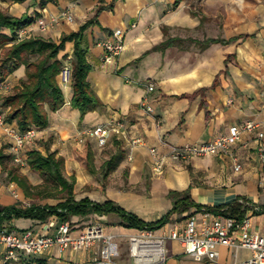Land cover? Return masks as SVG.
I'll return each mask as SVG.
<instances>
[{"label": "crops", "instance_id": "0c3cea01", "mask_svg": "<svg viewBox=\"0 0 264 264\" xmlns=\"http://www.w3.org/2000/svg\"><path fill=\"white\" fill-rule=\"evenodd\" d=\"M205 3L208 8L201 12L192 9L186 0H56L43 7L39 0H0V10L15 18H49L71 8L73 22L61 18L60 23L45 33L38 30L37 24L27 27L30 36L57 43L88 20L95 22L81 39L92 65L88 80L105 108L90 111L82 119L80 110L71 105L72 82L62 87L64 105L56 111L48 109L49 124L39 128L42 152L46 150L44 144L51 146L53 151L68 158L69 167V158L76 160L84 151L86 142L79 138L85 128L120 117L127 125L129 136L143 140L133 146L127 137L113 136L106 147L100 148L94 139L88 138L96 165L103 166L111 157L123 155L118 170L128 174V184L132 187L99 188L100 180L87 170L82 176L77 173L76 186L82 189L92 184L94 188L80 191L76 199L88 196L95 201L118 202L116 196L125 195L124 199L133 201L127 208L151 222L173 207L175 198L170 192L189 191L193 200L204 206L241 203L250 217L251 231L264 236V213L256 214L264 207V160L259 156L255 133L244 132L234 148L242 164L239 171L235 170L230 155L220 154L192 158L185 163L169 160L162 175L152 172L151 147L167 152L170 145L210 140L228 132L231 126L248 121L260 122L264 131V1L247 10L249 22L243 24H239L237 13H233L238 11L239 0H205ZM225 9L229 15L223 17ZM258 14L261 18L257 22ZM249 27L255 29L249 32ZM118 28L125 31V50L116 64H105L101 43ZM0 32L8 36L12 33L7 27H0ZM207 39L227 42L211 41L205 45ZM74 46V41H67L65 49L60 51L58 59L63 65L73 61ZM26 78L27 66L21 65L7 80L15 87ZM57 80L60 83L59 75ZM150 83L155 85L152 91L148 90ZM144 100L153 107V112L141 108ZM8 124L18 127L16 121ZM1 138L9 143L13 141L2 124ZM129 154L133 155L132 160ZM201 211L193 207L188 213ZM99 219L124 245L123 235L137 229L120 225L121 218L115 213L74 215L70 220L85 224ZM10 225L18 229L39 228L42 222L18 218ZM5 255L6 247L0 243V264H34L35 261L82 264L92 251L62 254L54 247L39 258L9 263ZM250 256L248 249L221 246L215 260L192 264H247ZM186 257L190 256L179 246L177 251H171L167 264H189Z\"/></svg>", "mask_w": 264, "mask_h": 264}, {"label": "built area", "instance_id": "2783aa9c", "mask_svg": "<svg viewBox=\"0 0 264 264\" xmlns=\"http://www.w3.org/2000/svg\"><path fill=\"white\" fill-rule=\"evenodd\" d=\"M61 18L68 22L74 21L71 8L63 10L60 16H41L37 19L40 32H48ZM104 49V63L116 64L119 56L125 50V31L115 29L102 43ZM73 68L67 62L60 74L62 87L72 82ZM2 89H10L12 85L5 82ZM155 89L150 83L148 90ZM141 108L153 112V107L144 100ZM0 124L6 126L8 134L13 138L11 151L14 158L24 163L21 152L35 147L39 140V128L30 126L25 130L12 126L0 114ZM263 124L248 121L243 125H233L229 131L213 139L189 143L184 145H170L167 152H160L151 147L152 172L162 175L169 160L188 162L192 158L208 155L228 154L234 160L236 171L241 170L242 164L234 148L241 140L244 132L256 134L259 156L264 160V131ZM80 140L86 142L88 138L96 141L100 148L108 145L113 136L128 138L133 146L140 145V137L129 136L125 121L120 117L107 123H99L85 128L80 133ZM128 158L133 159L129 154ZM106 224L101 220L79 224L78 221H61L54 215L42 222L39 228L18 229L10 224L0 227V243L6 247V263L19 261L24 258H39L46 251L58 247L60 253L78 251H92L89 259L82 264H167L171 251L168 242L178 243L184 254L196 261L215 260L219 255V248L226 246L237 250L239 248L251 251L247 264H264V236L251 231L249 216L237 218L218 214L209 210L188 213L182 220L170 221L157 228L145 227L135 232L123 235L126 245L118 239V235L106 230ZM34 264H41L35 261Z\"/></svg>", "mask_w": 264, "mask_h": 264}, {"label": "trees", "instance_id": "16d2710c", "mask_svg": "<svg viewBox=\"0 0 264 264\" xmlns=\"http://www.w3.org/2000/svg\"><path fill=\"white\" fill-rule=\"evenodd\" d=\"M20 1V0H16ZM43 7L48 2L56 0H39ZM33 21L32 17L15 18L0 11V27H7L12 35L8 36L0 32V50L9 46L8 54L0 63V84L7 77L17 70L21 65L27 66V78L22 79L20 85L15 86L14 93L3 96V105L10 106L11 109L5 121L11 123L16 121L18 127L22 130L30 126L45 128L49 124L48 109L58 110L65 103V96L61 84L57 77L60 74L63 63L58 59L60 51L64 50L67 41H74V59L72 86L74 95L71 105L81 112V118L95 110L105 108L104 102L97 95L88 80V74L92 65L87 59V49L82 45V35L84 31L95 22L90 19L76 32H71L62 36L59 43L38 36L16 41V33L19 29L25 28ZM211 41L226 40L207 39V45ZM38 55L42 57L36 64L28 61L26 56ZM31 65H36L35 70H31ZM46 106H48L46 108ZM27 163L32 169L39 172L59 192L66 193L56 204L31 203L23 205L21 203L0 204V227L4 224H10L11 221L18 218H31L44 222L50 217L56 215L61 221L70 220L74 215L87 216L90 214L107 215L115 213L121 218L120 225L127 228H157L167 222L172 221V216L178 212H185L193 207L197 210H209L218 214L244 218L246 210L242 204L235 202L227 207L204 206L193 200L189 191H172L170 194L175 198L173 207L156 221H146L138 214L126 210L117 201L107 199L103 202L95 201L90 197L76 199V176L66 174V158L58 153L51 151L44 153L36 147L27 150ZM87 159V166L91 172H95L94 154L91 144L85 143L84 151L80 152ZM13 157L12 154H6L0 149V164L6 167L5 159ZM123 159L122 154L111 157L105 162L103 168L108 173L115 170ZM12 180L15 181L24 191L26 197H35L37 185L30 182L28 177L11 169ZM264 213V207L256 214Z\"/></svg>", "mask_w": 264, "mask_h": 264}, {"label": "rangeland", "instance_id": "374dc122", "mask_svg": "<svg viewBox=\"0 0 264 264\" xmlns=\"http://www.w3.org/2000/svg\"><path fill=\"white\" fill-rule=\"evenodd\" d=\"M181 1H183V0H181ZM186 1H188L190 3L192 9H197V10H200L201 12L204 8H208V6L205 5L206 4L205 0H186ZM263 1L264 0H239L238 11L233 10V13H237V15H238L239 24L249 22V18L247 17V10L252 9L254 6H256L257 3H260ZM211 7H212V12H213L214 6H211ZM228 15H229L228 9H225L223 17L228 16ZM257 16L258 17L256 19L258 22V19L261 18V15L258 14ZM38 18L39 17H32L33 21L30 23V25L37 24L36 21ZM29 26H27V27H29ZM27 27L21 28L17 31L16 41L19 39L30 37L31 32H28ZM246 29H247V27H244V30H246ZM254 29H255V27H254ZM254 29H253V27H249L248 31L251 32ZM11 35H12V33H11ZM9 46H11V45L9 44L7 47H4L0 50V60H2L3 58H5L7 56L8 51H9ZM26 58L28 59V61L33 62L34 64H36L40 59H42V57H39L38 55H29V56H26ZM0 63H1V61H0ZM69 64L72 65V68H74L73 61H70ZM35 69H36V65H31V70H35ZM8 77H7V79H8ZM7 79L5 81H3L2 83L7 82V83L11 84ZM14 91H15V87H13V86L10 89L0 88V102H1L0 103L1 104L0 105V114L3 115L4 117L7 116L11 107L10 106L5 107L3 105V96L10 94V93H14ZM47 107L48 106H46V108ZM35 147L40 149L41 144L39 143V141L37 142ZM0 149H2L3 152L6 154H12L13 155L12 158L9 157V158L5 159L6 167L4 165L0 164V204H8V203L10 204V203H16V202L21 203L23 205H29V204L34 203V202L41 203V204H56L59 202V200L61 198L66 196V193H62V192H59L56 189H54L53 186L48 184V181L44 178V176H42L39 172H37L31 168V166L27 163V157H28L27 150L24 152H21V157L24 160V163H21V162H18L14 158V154L11 151V143H9L8 141H5L2 138L0 139ZM44 149H46L45 153L53 151L51 146H48L47 144L46 145L44 144ZM67 159L68 158H66V174L68 176L73 174L76 176V179H78L77 173H79V175L82 176L83 173L84 174L87 173V170L91 172V170L87 166V159L85 156L80 155V157H77L76 160L69 158V167L67 166ZM94 162H95V157H94ZM74 168H76V169H74ZM95 168H96L95 172H93V173L95 174L94 176L96 178H98V180H100L99 182L101 184V187H99V188L105 189L106 186H108V185L110 187H115L118 189L119 188L128 189V188L132 187L128 184V179H127L128 174H126V172L123 170H121V171L118 170V167L109 173L107 171H105V168H103V166H99L98 164L97 165L95 164ZM11 169H15L19 173L26 175L32 184L38 186L37 189L35 190V192H36L35 197H33V198L26 197L22 188H20V186L15 181H13L11 179L12 178V175L10 174ZM93 188H94V186L92 184H87L84 187H82V189H79L76 186V188H75L76 197L78 196L80 191L84 192V191L91 190ZM116 197L119 199L118 203L122 207H124L128 211H131L127 208V206L128 207H129V205L132 206V204H133L132 200H130V199L127 200V198L124 199L125 195H123V196L117 195ZM190 210L185 211V212L175 213L172 216V220H174V221L182 220L184 218L183 215L185 213H188ZM84 220L85 219H82L80 221H84ZM122 243L124 244V242H122ZM168 248L170 251H177L179 249V244L169 241L168 242ZM178 257L180 258L181 256H178ZM185 262L192 264V262H198V261H196L190 257H186Z\"/></svg>", "mask_w": 264, "mask_h": 264}]
</instances>
